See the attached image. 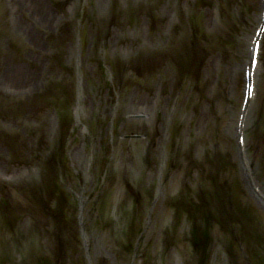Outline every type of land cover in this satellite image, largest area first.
<instances>
[{
	"label": "rangeland",
	"instance_id": "obj_1",
	"mask_svg": "<svg viewBox=\"0 0 264 264\" xmlns=\"http://www.w3.org/2000/svg\"><path fill=\"white\" fill-rule=\"evenodd\" d=\"M59 1L63 0H47V4L48 6L52 3L53 5L54 3L61 4ZM69 1L70 6L68 9L69 12L71 10L70 14L66 13L64 10L67 5L66 2L62 5L63 8L57 6L52 7L55 14L62 17L58 24H49V26L38 24L34 29L38 32L37 36L33 34L34 30L30 33H22L19 31V35L22 39L20 43L21 48L18 49L23 52L21 58L23 61H26L24 65L28 67L26 71L27 74L42 70L44 72H41L39 75L41 79L44 74L47 75L46 77L49 75L58 77V75L50 71L51 67H49V65H51L49 58L55 57L56 51L63 52V55L66 57L60 56L59 53L53 61L60 64V67L63 69H69L71 63L74 76H66L67 79H64V81H62V78H55L57 81H54L53 84H48L46 81L44 82L45 84L39 82L38 85L36 84V87H33V91H28L27 89L29 87L24 84V86H22L23 91L20 90L18 92V90L14 88H19V85H16V87L12 86L11 83L7 85L5 82L6 79L3 80L2 66L0 65V88L1 90H5L6 87L9 89V92H7L9 94L6 96L8 99L4 100L2 99L4 97L0 96V112H3L0 115V131H3V134L6 136L9 135L15 137L16 135L21 145H27V147H24L25 149L30 147L29 151L24 148L20 149L21 155L16 156L13 159V156L7 153L9 152L8 145L0 141V152L3 153H0V184L3 186H11L13 192L11 195L6 194V198H2L3 201L1 204L3 209L12 208L11 218H13L14 215L12 212H15L13 211L14 207L19 211L15 212L16 215L14 218H16V220L11 224L16 226L15 234L18 232L20 233H18V237H13L15 235L14 233H11L10 236L14 239H19L17 240L19 241V244H22L23 242L25 243L28 240L33 242L37 238L38 234L35 235L34 232H31L36 229L31 225L32 218H30L29 215H24L28 214L23 210L26 209V211L37 212V215H39L38 221L40 218H43L42 223L40 221V226L41 228L48 229V236L50 235L48 239L52 241V244L55 243L57 246H61L63 241H65L68 244L67 246H69L66 248L67 253L75 252L74 249L76 243L69 241V237L75 232L72 231V234L69 235L62 233L58 234V231L54 230L55 224L57 223L51 222V218L54 214L49 216V213L42 211L43 206L40 207V204L37 203L33 204L34 200H37L43 202V205L46 202L45 206H51L48 199L46 198L47 200L45 199L46 201L44 202L39 194L47 192L49 198L53 197V200L57 201L58 197L60 198L59 191L62 190L63 194H67L66 197H69L66 198L69 202L68 205L66 203L62 204L58 202H56V207L53 205L54 209L60 214L57 216H64L73 212L72 209L76 202H73L71 197L73 199L76 196L81 198V200L79 199L80 204L84 203L81 197L82 195L85 198L87 197L88 200L86 207H89L88 209H84V212H88L85 216L87 220L85 227L88 234L86 243L90 249V259L88 256L85 264H92V260H94L92 262L96 261L94 264H98L97 261L101 258L105 259L104 256L107 255L108 251H112L113 254L114 249L112 250L113 245L109 243V236H116L117 240L121 243L118 233L115 234L114 232H119L120 227H123L124 225L115 222L117 218L113 217V214H109V205H113V201H107V196H113L115 191L118 192L125 188L121 181L122 179L117 176L120 171L115 170V167L120 165L121 161L125 164H131V167L134 165L130 162L129 157L131 156L130 154L132 153V150H134V146L136 147V145L141 144L140 140L142 139V133L138 130L140 129L139 127H147L152 133L156 132L162 137L160 141L158 138H153V134L150 132L152 138L147 140L146 143L148 149H150L153 154H151V151L146 153L145 150L144 153L140 152L142 154L138 155L134 150L133 163L136 160L139 161L138 157L141 156L146 157V161L148 162L147 166L155 167L157 165L155 162H159L157 159V157L159 158L158 152L164 151V159L166 163L165 166L163 165L162 167L165 169L168 167V171L172 173V176L168 181L170 183H176L179 180L177 183L179 186L182 185V183H184L185 186L191 185V179L198 175H202L203 177L205 170L212 168V165L217 169L216 171L218 173L222 170V176L228 174V171H231L230 174H232L235 170V174L241 179V182L238 180V183L240 182L239 184L242 186V189H244L245 195L242 196H244L246 204H248L247 206H251V209L259 212V221L262 220L264 217V211L261 208V210L258 211L255 196L246 192L248 189L247 183L242 180L241 174L239 173V158L236 156V148L234 150V138L232 137V130L235 128L236 123V103L238 100L236 97L237 95L240 96L241 92L239 90L240 88H236L237 82L232 79V72L238 71V63L235 64L234 62L232 64V57L228 58L225 55V52L229 51L234 43L232 36L234 37V35L237 34L236 40L239 43V47L235 45L234 48L238 51L241 49L240 46L245 44L246 38L250 37L247 32L249 30L252 32L254 29L255 12H257L259 8L258 1L236 0L235 2L239 4V7H234V13L237 19H233L232 15L229 13L232 9L228 11L224 10L223 13H219L220 16L218 15L216 17L211 14L210 18L214 17V20H216V23L219 25V29L217 26L215 29L214 23L210 25L211 22L209 23L208 19H206L209 18L206 14L203 13L201 15V20L199 24L196 25V28L200 27L198 32L199 37L197 39V44L193 46L204 52L198 56L200 57L198 58V61H200L198 64L199 66L193 61L190 63V61L193 60L191 57H188L190 53L184 56V58H181V54H179L176 49V47H178V50H180L181 43L186 44V46L184 45V48L192 43H190L184 31H182V33L185 39L182 38V42L178 41V37H176L178 33H175L172 38V40H176L178 45L175 41H170L171 33L167 32V29L164 32L162 31L164 26L170 25L169 23L174 19L173 16L176 12L179 17L185 15L184 18L179 20V23L182 22L180 25H183L184 27L186 21L185 18L188 15L187 10H185L187 0ZM189 1L192 0H188V3ZM115 4L118 6H115ZM76 7H79V9H82L83 7L84 9L80 12L76 11ZM199 7L200 5L198 4L197 9L204 11V8L200 9ZM63 15H65V17H63ZM68 16L74 19L77 24L75 26L76 30H74L76 36L74 37H71V33L69 32V30H71V22L69 21ZM16 18L18 20H24L21 19L18 9ZM86 20L88 23H91L92 21V28L85 24ZM223 21L226 22V26L231 29L230 34H232V36H226L225 31L221 28ZM81 22L83 23L81 24ZM24 23H27L26 19L24 20ZM145 26L146 28H144ZM47 28L50 29L48 30ZM47 31L49 33L54 31V33H57V38L59 39H62L64 36L66 37L61 40L60 48H58L57 45H55V48L53 44L48 42L49 33H47ZM63 32H69L70 37L68 35H63ZM40 33L43 35L38 38ZM27 38L30 39V43L27 41ZM75 39L76 43L74 42ZM34 44H37L39 48L34 49ZM48 48L53 49V51H48ZM14 49H17V47H14ZM28 54L40 57L42 61L27 60L26 58H28ZM126 54H138L142 57L146 56L147 61H143L142 65L140 64L141 67L138 68L133 61L131 62L133 65H130L129 67L123 66L129 65L125 63V60L128 59ZM168 54H171L170 56L176 54L179 55V57L173 58V60H176V65L171 61L172 65L169 67L164 61L167 60L165 57H167ZM44 57L47 58L46 61ZM103 59H107L106 62L108 66L104 65L101 67ZM11 61L12 60H10L9 63ZM150 61L151 68L148 67ZM27 63L28 65H26ZM158 63H160V66H158ZM20 64L13 65L16 66ZM180 64L181 67H177ZM133 69L136 72H133ZM9 70H11V68L8 69V71ZM189 70L192 73H195L198 70L200 78L197 79L192 76L187 78L185 74L187 75ZM101 71L105 72L103 73ZM106 71H110L113 74L117 71L118 78L112 81L110 78H107L105 74ZM260 76L264 77V74L260 73ZM40 77L38 79H40ZM10 81L12 82V79H10ZM261 84L264 85V82H261ZM10 87L13 88V90ZM195 88L199 89V94L194 93ZM24 90H27L28 92ZM262 94L264 96V92H262ZM51 105L63 111V114L66 116L63 117L64 120H61V123L58 121L59 125L57 126L56 122H53V117L54 115H57L58 112L54 111V107H51ZM194 105L200 107L199 114L202 119H192L190 113L192 107L194 108ZM261 106L264 107L262 104ZM259 110L261 109L256 106L254 109H250L247 116L249 122L246 123V133L250 136L253 142L255 141L254 144L257 143L256 140L258 138L263 140L262 142L264 143V126H260L254 121L257 111ZM176 112L183 113H178L180 115L177 116ZM161 114L163 115V118H161ZM185 114H187V116ZM76 118H78L80 125L84 123L88 124L85 127L83 134H81L79 126H74L75 122L73 123V126L66 128V125L68 124L66 120L73 119V121H75ZM212 120L215 124H212ZM210 124H212L215 129H218L217 135L226 145H220L219 143L218 146L214 140H211L212 136H210V134L212 135V129L209 128ZM258 125L260 127L257 132L255 128H257ZM110 127L113 128V131L107 136L106 129H109ZM69 130L77 135L75 138H77L78 143H75V141L69 137ZM127 131L129 132V135L126 133ZM0 133L2 134V132ZM10 133H12V135H10ZM79 144H82L83 148L85 147V155L88 157L83 159L82 154L84 152L82 153ZM154 144H156V148ZM88 145L92 147V150H96L97 152L101 151L104 154L103 156L106 154L107 160H103V158L106 159L105 157L92 158L91 149L88 152ZM216 146L220 148L219 152L224 154L225 159L221 156L222 159H220V161L218 158L210 161V157H215L216 155ZM129 147H131V150ZM50 150H56L57 154H59L58 151H60V155L54 154L53 156ZM227 151L229 153L232 151V157L235 158L236 166H234L235 163L229 159L230 154L224 153ZM256 153L257 152L255 151V155H252L254 154V151H252L251 148L249 154L256 158ZM86 159L88 160L89 165L85 164ZM142 159L141 162H143ZM48 161H50V163ZM208 162L209 164L206 166L205 164ZM253 162L254 164H251L253 165L251 169V172L253 171L251 173L252 186L254 185L258 190H264V161L253 160ZM34 163L36 166L33 167L32 164ZM258 163H261V165ZM97 164H99L98 169L96 167ZM40 167L41 170L39 172L37 169H40ZM142 167L141 174L143 179L144 177H147L145 176L147 174L151 177H155L156 172L153 173L150 170L149 173L147 167V169L143 165ZM51 168L52 171H46ZM132 168L134 171L131 173L136 174L134 176L135 179L137 174L139 175L140 173L135 166ZM112 169L115 172L114 177ZM117 169L120 170V168ZM28 171H30V173L36 178H31L30 176L26 177L25 173H28ZM59 172H61V175H59ZM85 173L89 178L87 182L84 180ZM60 177L62 178V181ZM103 177H111V179L110 181L103 180V182ZM177 177L179 179H177ZM222 179H224V177ZM227 179L231 180L229 176ZM214 180L216 182V178ZM212 181L213 180L209 178V183ZM56 183L59 184L57 185ZM95 183L99 184V187H95ZM102 186H105V192L101 193L103 196L100 197L99 194V197H97L98 193H96V190L99 191L102 189ZM84 187H87L86 191L89 192V195L87 196L84 195L85 193H80V189ZM39 188H41L40 192L37 191ZM91 189H94L95 194ZM3 191L4 188H0V194L1 192L4 193ZM72 191L74 195L72 194ZM144 191L150 193V190L146 189V187ZM164 194L167 200H171L166 192ZM13 195L17 196L16 203L12 200ZM1 196L2 195H0V198ZM226 198L227 196L225 194L221 196L220 200L216 194L209 196V200H206L205 204H207V201L208 204H215L217 217L220 216L226 218L225 212L227 208H230L228 204L230 197L228 199ZM29 201L32 204H30ZM148 201V204L152 205L150 199ZM60 205L61 207H59ZM81 207L85 206L82 205ZM172 207L174 206L172 205ZM94 208L98 212L100 211V208H103L106 217L103 215L101 218L99 217L98 220L94 221L92 219L93 215L89 213L91 212V209ZM38 211H42L43 213L41 212L38 214ZM146 212L148 211L146 210ZM149 214H151L148 215L150 218V221H148L150 223L149 226H152L153 229V234H151V236H154V238L158 237L154 235L157 230L156 227H158L161 231L159 233V243L164 241L163 237L165 235L167 238L170 236L175 245L171 248L174 249V252L175 250L179 252L175 258L171 256L168 260L171 264H182V262H180L182 259L183 262L188 263V261L184 260L186 255L190 254V249H184L186 243L185 237L188 234V231L189 234H198L204 241L206 240L202 232L203 228H200L195 223L194 215L193 217L188 216L190 224L187 225L186 222H184V228H182L175 225V218L178 217L177 212L167 213L169 214V217L167 218V215L164 214L163 210L156 206ZM209 221H211L212 224H215L216 229L219 228L218 222L211 219H209ZM229 221L230 220H227V222ZM108 222L115 225L112 228L113 230L109 228L111 225L108 224ZM180 224H182V221ZM236 224H239L240 227L244 228L247 231L246 233L248 236H250L248 247L254 245L257 247L260 245L255 234L257 232L264 234V228L259 226V230L257 231V228L252 226L251 221L249 222L248 220L243 219L242 221L240 220L239 223L232 222L231 220L229 224L231 227L230 230L223 229L219 231L222 233L221 241L224 248L228 249V247H233L235 248L234 250L240 254L239 249L241 247H237L236 245L238 244L237 241H239L240 244V239L243 238L244 240V235L241 234L242 231L241 229H238ZM224 232L226 233L225 235H223ZM234 240L237 242L235 245ZM27 243L28 245L30 244L29 242ZM159 243L157 246L153 247L155 248L154 250L158 249L159 251V248L164 246L163 243H161V245ZM231 249L232 248H230V250ZM256 249L257 248H255V250ZM204 251L200 254L198 252L199 255L196 257L197 260H200L201 264H264V251L262 263L260 262V259H258L259 254L260 256L262 255L259 250L260 253L254 252V254L251 255V258H249V261H245L241 257L240 259L237 258L239 255L237 256L235 254L236 257L231 256L228 257V259L224 258L222 261L221 259L216 260L214 256H211L208 250L206 253ZM15 252L17 253L18 251ZM19 252L23 254L21 258H24L25 260L26 255L28 256L26 250L20 249ZM16 253L14 254L15 257L13 255V258L18 261ZM148 253L149 251L146 254L143 253V264H146L147 261V264L154 263L155 255H153V258L149 256L151 259H148ZM208 253L210 255L209 257L207 256ZM0 254L4 255L5 259L9 260L7 254ZM124 254L127 257L125 252ZM130 257L133 256L130 255L127 259L129 260ZM75 258L76 256H73V259L76 262ZM107 259L110 261L109 263L107 262V264H120L117 261L114 262V260L110 258ZM8 260L6 262H8ZM79 264H83V262L79 261Z\"/></svg>",
	"mask_w": 264,
	"mask_h": 264
},
{
	"label": "bare ground",
	"instance_id": "obj_2",
	"mask_svg": "<svg viewBox=\"0 0 264 264\" xmlns=\"http://www.w3.org/2000/svg\"><path fill=\"white\" fill-rule=\"evenodd\" d=\"M56 1V0H55ZM75 2L77 0H74ZM236 0H212V2L215 4H211L210 0H192L189 1L187 0V6L186 9L187 10V16H186V21L184 23V27L183 25L181 26L179 23V20H181L182 18H184L185 15H183V17H179L177 12L176 14L173 16L174 19H172L171 23H169L170 25L164 26L162 28V31H166L171 33V39L170 41L172 42H176V40H172L173 36L175 35V33L177 34L176 37H178V41L182 42V38L185 39L182 31L185 32V35H187L191 45H188L186 48H184V45L186 46V44L181 43L180 45V50H178V47H176L177 51L179 54H181V58H184V56L189 54V58L191 57L190 63L193 61L197 66H199V62L198 61V57L200 54L204 53L203 51L199 50L198 48L193 47L195 44H197V39L199 37V28H196V25L199 24L200 22V18L201 15L204 13L206 14L209 18L208 19L210 25H212L214 23V27L216 29H219V25L218 23H216V20H214V17H211L212 15L218 16L220 12L223 13V11L225 10H231L229 11V13L232 15L233 19H237L236 15L234 13V7H239V4H237V2H235ZM247 1V0H246ZM258 1V11L255 12V18H254V29L251 32L250 30L247 32L248 36H250L249 38H246V42L245 44H242V46H240V50H236L234 48L235 45H237L239 47V43L237 42L236 38H237V34L234 35V37L232 36L231 33V29L226 26V22H222L221 28L225 31L226 36H232V40H233V44H232V48L229 51L225 52V55L228 58L232 57V64L235 62V64L238 63V71H234L232 72V79L237 82L236 84V88L239 89L240 92V96L237 95L236 98H238L237 100V113L235 115V119H236V123L239 121L238 119L240 118V116L242 117L241 121L243 122L244 125H240V123L238 124V126L235 123V128L232 130V137L234 138V150L236 148V156L239 158V163H238V167L240 169V174H241V178L242 180L245 181V183H247V191L250 195H254L255 196V201L256 204L258 205V211L263 209L264 211V190L260 189H256L255 186L251 187V185L248 183V180H252V175L251 173V169L252 166L251 164H254L253 160H263L264 161V143L262 142L263 140L261 139H257V143L254 144V142L251 140L250 136L246 133V123H248L249 121L247 120V116L248 114H245V112L250 111V109H254L256 106L258 108H260L261 110L257 111V115L254 118V121H256V123H258L260 126H264V107L261 106V104L264 106V96L262 94V92H264V85L261 84V82H264V77L260 76V73L264 74V31L262 33V29L264 30V0H257ZM61 4H57V3H53L48 6V2L47 0H0V65L2 66L1 70L3 71L2 76L4 77L3 80H5L6 84L9 85V83L12 84V86L16 87V85H19V88H14L16 90H18V92L22 89V86H24V84H26L29 88L27 89L28 91H33V87H36V84L38 85L39 82L41 84H45L44 82L46 81L48 84H53L54 81H57L55 78H62V81H64V79H67L66 76H74V71H73V67H71V63L69 65V69H63L62 67H60V64L55 63L53 60L55 59V57L60 53V56L62 57H66L63 55V52H56L55 51V57H51L49 58V61L51 62V65H49V67H51V72L58 75L53 77V75H49L48 77H46L47 75H43L42 79L39 76L41 74V72H44L42 70L38 71H34L32 74H27V66H25L24 64L26 63V61H23L21 58V54L23 52H21L22 50L18 49L21 48L20 42L19 40L22 39L20 37V32H27L30 33L31 31H33L38 24H45L48 25H55L59 23V20L62 17H59L57 14H55V12L53 11L54 9L52 7H62L63 8V4H65V2L67 3L66 7L64 8L66 13H69V9L68 7L70 6V1L69 0H63V1H59ZM79 3V2H78ZM231 3V4H230ZM77 4V3H76ZM200 5V9L204 8L203 10H198L197 9V5ZM53 5V6H52ZM241 5V4H240ZM115 6H118L117 4H115ZM81 7V6H80ZM17 9L20 12L21 15V19H26V24L24 23V20H18L17 17ZM25 9V10H24ZM53 9V10H52ZM71 9V8H70ZM76 11H80L82 9H84L82 7V9H79V7L75 8ZM74 12V11H72ZM186 13V12H185ZM62 14V13H61ZM221 14V13H220ZM66 15V14H65ZM65 15H63V17H65ZM190 15V17H189ZM220 16V15H219ZM69 18V21L71 22V30H69V32L71 33V37L76 36L74 30H76L74 27L72 26H76V22L74 19ZM219 18V17H218ZM220 20V18H219ZM218 20V22H219ZM84 22V21H83ZM81 22V24L83 23ZM86 25H88V27L92 28V21L91 23H88V21L86 20L85 22ZM145 25V24H144ZM163 26V25H162ZM104 27V26H101ZM143 27V25H142ZM59 28V27H58ZM146 28V26L144 27ZM48 30L50 28H47ZM103 29V28H102ZM259 31V35L255 36L254 34ZM17 32V33H16ZM69 32H63V35H68L70 37ZM16 33V34H15ZM47 33H49L47 31ZM229 33V34H228ZM34 35L37 36L38 32H36L34 30L33 32ZM43 34H39L38 38L42 37ZM14 36V39H13ZM48 42L50 44H53L54 47L56 48L55 45L58 46V48L61 47L60 42L62 39L66 38L65 36L62 37V39L57 38V33H54V31L50 32L48 34ZM74 39V38H72ZM40 40V39H39ZM27 41L30 43V39L27 38ZM188 41V40H187ZM70 42V40H69ZM73 42V40H72ZM74 42L76 43V39L74 40ZM176 44L178 45V43L176 42ZM34 49H38L39 46H37V44H34ZM14 47H17V49H14ZM57 48V50H58ZM48 51H53V49L48 48ZM183 50V51H181ZM45 52H47L46 50H44ZM43 51V53H44ZM60 51V50H59ZM27 55V54H26ZM25 55V56H26ZM128 56V59L125 60V63L129 64V65H123V66H127L129 67L130 65H133V63L131 64V62L133 61L135 66L141 67L140 64L142 65L143 61H147L146 56L142 57L139 56L138 54L135 55H131V54H126ZM168 54L167 60H164L167 65H169V67H171V61H173V64L176 65V60H173V58L175 57H179L178 54L176 55H172ZM28 58H26L27 60H34V61H42L40 57H35L32 55L27 56ZM45 61L47 60L46 57ZM12 60L10 63L9 61ZM65 59V58H64ZM107 59H103L102 60V64L101 67L104 65H107L106 62ZM65 61V60H64ZM24 62V63H23ZM21 63V64H20ZM13 64H20V65H13ZM53 64V66H52ZM28 65V63L26 64ZM14 66V67H13ZM108 66V65H107ZM151 66V61L148 65L149 68ZM158 66H160V63H158ZM219 66V65H218ZM75 67V66H74ZM177 67H181V64L178 65ZM8 71V69H10ZM235 68V67H233ZM235 70V69H234ZM133 72H136L134 69L132 70ZM195 71V70H194ZM101 72H105V71H101ZM184 73V72H183ZM198 70L195 73H192L190 70L187 73V75L185 74V76L187 78L192 77H197L200 78L199 75H197ZM50 74V73H49ZM106 76L107 78H110L112 81L118 78V73L117 71L113 73H111L110 71H106ZM228 75V74H227ZM40 77V79H38ZM8 78V79H7ZM10 79H12V82L10 81ZM71 79V78H70ZM59 80V79H58ZM197 80V79H196ZM187 83V82H186ZM189 83V82H188ZM10 84V86H11ZM4 86V84H3ZM198 87V86H197ZM217 87V86H216ZM222 87V86H220ZM11 88V87H10ZM13 90V88H11ZM1 90V88H0ZM8 87H6L5 90H1L0 94L2 95V97L6 98L7 92L8 91ZM27 90H24L26 92H28ZM3 91V93H2ZM194 93L199 94V89L195 88L194 89ZM80 96L82 97V95L80 94ZM235 98V100H236ZM8 99V98H6ZM5 100V99H4ZM51 107H54L51 105ZM178 107V106H176ZM244 109V112H242ZM54 111L58 112L57 115H54L53 117V122H56V126L59 125V123H61V120H64L63 117H66L63 114V111L59 110L58 108L54 107L53 108ZM200 107L194 105V108L192 107L191 110V117L192 119L195 118H201L200 117ZM62 113H61V112ZM79 111V110H78ZM25 112V110H24ZM40 112H44V111H40ZM239 112V113H238ZM3 112H0V115ZM177 116H179L180 114H182L183 112H176ZM180 113V114H178ZM189 113V112H188ZM187 113V114H188ZM256 113V112H254ZM187 114H185L187 116ZM240 116H239V115ZM175 115V116H176ZM243 115V116H242ZM247 115V116H246ZM174 116V117H175ZM239 117V118H238ZM161 118H163V115L161 114ZM234 118V117H233ZM43 119V118H42ZM202 119V118H201ZM59 121V123H58ZM68 122V124L66 125V128L73 126V123L75 122L74 126H79V129H81V134L84 133L85 131V127L88 124H82L80 125L78 118H76L75 121H73V119L70 120H66ZM209 122V121H208ZM212 124H215V122H213L212 120ZM210 124L209 128H211V132L212 135L210 134L211 140H214V142L218 145L220 143V145L225 144L224 142H222V140H220V138L218 137L217 133H218V129L215 127H213V125ZM257 126V128H255V130L258 132L259 127ZM243 126V127H242ZM89 128V127H88ZM142 139L140 140L141 144L140 145H136V147L134 146V150L136 151V153L142 154L140 152H143L146 150V153H149L151 150L148 149L147 147V140H150L152 138V136L150 135V130L147 129V127H139ZM90 129V128H89ZM71 130V129H70ZM69 130V137L75 141V143H78L77 138H75V136L77 137V135L73 134L72 132H70ZM111 131H113V128H109L106 129V134L107 136H109V134H111ZM126 131V130H125ZM129 131V130H128ZM126 132L129 135V132ZM2 134L0 133V141L4 142L5 144L8 145V150L9 152H7L8 154L13 156V159L16 156H20V149L24 148L25 146L27 147V145H21L18 141V138L13 137V136H6L4 135L3 131ZM152 133V132H151ZM153 134V138H158L161 141V137L159 136L156 132L152 133ZM10 135H12V133H10ZM215 138V139H213ZM113 139V138H111ZM163 139V138H162ZM145 140V141H143ZM210 140V139H209ZM144 144H143V143ZM113 143V140H112ZM146 143V144H145ZM24 144V143H22ZM72 145V143H71ZM80 145V144H79ZM155 148H156V144ZM226 145V144H225ZM224 145V146H225ZM219 146V145H218ZM252 148V151H254L255 155V151L256 153V158L252 157L249 152ZM30 148V147H29ZM29 148L25 149L29 151ZM80 148L82 149V157L83 159L88 157L87 155H85L86 149L85 147H82V144L80 145ZM88 152L89 150L91 151L92 154V158H102L105 157L106 158V154L105 156H103L104 154L100 151L97 152L96 150H92V147L90 145L87 146ZM70 149V148H69ZM129 149L131 150V147H129ZM137 149V150H136ZM215 149V148H214ZM7 150V151H8ZM129 150V151H130ZM134 150H132V153L130 154L131 156L130 158V162L134 165H132V167H136L139 171V175L137 174L136 178L134 179V176L136 174H132L131 172L134 171V169L131 167V164H125L123 163V161H121L120 165H118L117 167H115V170L120 171L119 174H117L118 177H120L123 183V186H125V188H123V190H119L118 192L115 191L114 195L112 196H107V201H113V205H109L110 207V211L109 214H113V217L117 218L115 220V222L117 223H121L122 225H124L123 227H120V231L118 232H114L115 234L118 233L119 238L121 239V243L117 240V237H112L109 236V243L112 246V251H108L107 255L104 256L105 259L101 258L100 260L97 261L98 264H107V262L109 263L110 261H108L107 258H110L112 260L119 262L120 264H143V253L146 254L148 251V259L152 257L153 255H155V259H154V263L153 264H171L169 263V259L171 258V256L173 258H175L178 255V251L174 249H172L171 247L175 246L174 243L172 242L173 240H171L170 236H168L169 238H167V236L165 235L164 241L159 243V238L160 235L159 233L161 232L160 229L158 227L156 230V233L154 234L155 236H158L156 238H154V236L152 237L151 234L153 229L152 226H149V222L150 218L148 217V215L150 212H152V209L154 210V208L157 206L158 208H160L161 210H163L164 214H166L167 218L169 217L170 212H177V216L175 218V225L178 227H182L184 228L183 223L186 222V224H190L189 222V217H193L194 215V220L197 226H199L202 229V232L205 236V241L202 239V237L197 234H188L185 237V247L184 249H190V254L186 255V257L184 258V260L188 261V263L183 262L182 260L180 262H182V264H201L200 260L196 259V257H198L197 255H199L201 252L206 253V251L208 250L209 253L211 254V256H214V258L216 260H220L221 261L226 258L228 259V257L234 256L235 255H239V258H243L245 261H249V258H251V255L254 254V252L256 253H260L261 252V256L259 255L258 259H260V262L262 263L263 261V251H264V234H260L259 232H257L255 234L256 239L260 242V245H258L257 247L249 246V241H250V236H248V234L246 233L247 231L240 227L239 224L237 225L238 229H241V234L244 235V240L243 238L240 239V244L239 241L238 244L236 245L237 247H241L239 250L240 254L234 250L235 248L233 247H228V249L224 248V246H222V233H220L219 231L221 230H230V222L232 219V222L234 221L235 223H239V221L246 219L249 222H252V226H254L255 228H257V231L259 230V226L264 228V217L262 218V220L259 221L260 215L259 212H256L254 209H251V206H247L248 204H246L245 198L242 195H245L244 189H242V186L239 184L241 182V179L237 177V175L235 174V170L233 171L232 174L231 171H228V174H225L222 176V170L219 171V173L216 171L217 169L212 165V168L206 169L205 173L202 177V175H198L197 177L191 179L190 183L191 185L189 186H185L184 183H182V185H178L177 183L179 182V180L176 183H170L168 180L171 178L172 173H170L168 170V167L165 169L164 167H162L163 165L165 166V159H164V151H159V158L157 157L159 162H155V164H157L155 167L152 166H147L148 162L146 161V157H138L139 161H135L133 163V153L135 152ZM216 155L215 157H210V161L212 159H225V156L222 152L220 151V148L216 146ZM50 152L56 155L57 152L56 150H50ZM187 152V151H186ZM1 153V152H0ZM60 155V151H58ZM107 153V152H106ZM225 154L229 153L224 152ZM3 154V153H1ZM151 154H153V152L151 151ZM230 154V160L232 162L235 163V158L232 157V151ZM48 155V154H47ZM69 155V154H68ZM219 155V156H218ZM23 156V155H22ZM217 156V157H216ZM222 156V158H221ZM50 157V154H49ZM71 157V155H70ZM81 157V158H82ZM90 158V157H89ZM144 158V159H142ZM255 158V159H254ZM141 159L143 162H141ZM102 160V159H100ZM103 160H107L103 158ZM50 163V161H48ZM85 164H88V160H85ZM216 162V160H215ZM32 163V162H31ZM160 163V164H159ZM217 163V162H216ZM21 164V162H20ZM19 164V165H20ZM209 162L206 163L205 165L208 166ZM259 164V163H258ZM33 167L36 166L35 163L32 164ZM99 164H97V169ZM142 165L146 168H148L149 170H147L150 173V170L155 173V177H151L149 174L145 175L147 177H142V170L141 168ZM160 165V166H158ZM261 165V163L259 164ZM264 165V164H263ZM234 166H236V163L234 164ZM39 167V166H37ZM117 168H120L117 169ZM146 168V169H147ZM39 172L41 170L37 169ZM46 171H52V168L49 170L47 169ZM111 171V170H110ZM137 171V172H138ZM1 172V171H0ZM109 172V170H108ZM107 172V173H108ZM113 172V177L115 175L114 170L112 169ZM4 173V172H3ZM29 173V175H28ZM28 173L26 174L27 176H30L31 178H34L35 176L33 174L30 173V171H28ZM105 173V172H104ZM86 174V173H85ZM106 174V173H105ZM59 175H61V172H59ZM104 175V174H103ZM1 176V175H0ZM222 176V177H221ZM231 179L228 180L227 178ZM87 174L84 175V180L87 182L89 180V178L87 177ZM111 177H112V173H111ZM111 177H103V180L106 181H110ZM224 177V179H222ZM36 178V177H35ZM209 178H211V180H213L212 182L209 183ZM213 178V179H212ZM216 178V182L215 179ZM238 178V179H237ZM61 181L62 178L60 177ZM177 179H179L177 177ZM208 179V182H207ZM238 180L240 181L238 183ZM182 181V180H181ZM94 182V181H92ZM91 182V183H92ZM104 182V181H103ZM233 182V185H232ZM113 183V182H112ZM57 185L59 183H56ZM1 185V184H0ZM2 186V187H1ZM0 188H4V193L1 192L0 195V253H5L8 255L9 260L4 258V255L0 254V264H9L8 262L11 263H16V264H79V261H82L83 264L86 263V259L89 256L90 259V249L87 246L86 243V239L88 238V234L86 232V215L88 212H84V209H88L87 206V197H83V195L81 196L84 203H81L83 206L85 207H81L82 205L80 204L79 199L81 200V198H78L77 196L73 199L71 197V200L73 202H76L74 207H73V212L66 214L64 216H57L60 215L59 212L54 209L53 205H56L57 201L53 200V197L49 198V194L47 192H42L41 194H39L40 197H42L44 200V202L48 199V202H50L51 206H45V203L43 205V202H39L37 200H34L33 204L37 203L40 204L39 206L42 207L43 206V212L49 213L50 215H53L51 218V222L53 223H57L55 224V229L58 231V234H72L71 232L74 231L75 233L73 235H71L69 237V241L75 242V249L73 253H67V249L69 246H67L68 244L63 241L61 246H57V244H52V241L49 240V236L47 233V228H41V224L40 221L42 223L43 218H40V220L38 221L39 215H37V212H33V211H26V213L28 214H24V215H29L30 218H32L31 221V225L36 228L31 232H34L35 235H37V238L35 239V241L31 242L30 240H28L27 242H29L30 244L28 245L27 242H23L22 244H19V239H14L13 237H18V233L15 234V228L16 226L13 223L16 218H9L8 216L10 215V212L12 210V208H5L3 209L2 206V198H6V194H12V187L9 185H1ZM51 186V185H50ZM95 187H99V184L95 183ZM105 186H102V189H100L99 191L96 190L97 197L103 196L101 193L105 192ZM145 187L146 189L150 190V193L145 192ZM36 188V186H35ZM87 187H84L82 189H80V193L84 195H89V192L86 191ZM37 189V188H36ZM41 189V188H40ZM99 189V188H98ZM121 189V188H120ZM92 192L95 194L94 189H91ZM107 190V189H106ZM6 191V193H5ZM79 192V191H78ZM100 192V193H99ZM167 193L171 200H167L165 197L164 193ZM73 194V191H72ZM218 199L221 200V196L225 195L227 196L226 199H228L230 197V201L228 202L229 207L226 209V218L225 217H217V212L215 211V204H208V201L206 202L207 204H205L206 200H209V196H213L216 195ZM67 195V194H66ZM66 195L63 194V191L60 190L59 191V196L60 198L58 199V202L62 203V204H67L68 205V199H66ZM74 195V194H73ZM144 196V197H143ZM229 196V197H228ZM15 197V198H14ZM47 198V199H46ZM46 199V200H45ZM89 199V198H88ZM152 203V205L148 204L149 200ZM13 202L16 203L17 201V196L13 195L12 198ZM15 200V201H14ZM41 200V198H40ZM147 200V201H145ZM31 201V200H30ZM29 201L30 204H32ZM145 201V203H144ZM12 202V203H13ZM78 202V203H77ZM105 202V201H104ZM201 202V203H200ZM110 203V202H109ZM172 205L174 207H172ZM56 207V206H55ZM61 207V205L59 206ZM261 208V209H260ZM102 209V210H101ZM48 210V211H46ZM146 210L148 212H146ZM14 211L15 212H19L18 209L16 207H14ZM42 211H38L40 214ZM15 212H12V214H15ZM42 212V213H43ZM93 215L92 219L94 221L98 220L99 217L101 218L103 215L104 217H106L105 211L103 210V208H100V211L98 212L95 208L91 209V212H89ZM232 214V215H231ZM262 214V213H261ZM236 215V216H235ZM196 216V217H195ZM42 217V216H41ZM210 217V218H209ZM213 217V218H212ZM8 218V219H7ZM174 219V218H173ZM209 219L218 222V226L219 228L216 229L215 224H212L211 221H209ZM230 220L229 222H227V220ZM12 220V221H11ZM39 223H38V222ZM123 221V222H120ZM182 221V224H180V222ZM10 222V224H9ZM174 222V220H173ZM209 225H208V224ZM108 224H110L111 226L109 227L110 229H112L115 225L111 222H108ZM255 224V225H254ZM45 226V225H44ZM127 226V227H126ZM157 226V225H156ZM122 228V229H121ZM33 229V228H32ZM46 230V231H45ZM113 230V229H112ZM148 232V233H147ZM228 232V231H225ZM223 233V235H225L226 233ZM11 233H14L13 237L10 236ZM166 234V233H165ZM260 234V235H259ZM110 235V234H109ZM248 238V239H247ZM108 239V237H107ZM168 239V241H167ZM247 239V240H246ZM67 240V239H64ZM212 240V241H211ZM123 242V243H122ZM234 240V245L237 243ZM163 243L164 246L158 249L154 250L155 248H153L154 246H157V244ZM116 245V246H115ZM225 245V244H224ZM226 246V245H225ZM230 248H232L230 250ZM255 248H257L255 250ZM18 251L17 253L15 251ZM20 249H25L26 253H28V256L26 255L25 260L24 258H21V256L23 255L22 253H20ZM154 250V251H153ZM193 250V251H191ZM260 252H259V251ZM25 252V251H24ZM124 252L127 254L128 256H133L130 257V259L128 260L127 257L125 256ZM199 252V254H198ZM10 253V254H9ZM16 253V255L18 256V261L17 259L13 258V255ZM20 253V254H19ZM141 253V255H140ZM192 253V254H191ZM209 253L207 254V256L209 257ZM130 254V255H129ZM235 254V255H234ZM203 255V253H202ZM241 255V256H240ZM73 256H76L74 261ZM110 256V257H108ZM219 256V257H218ZM15 257V255H14ZM79 257V258H78ZM201 257V256H200ZM34 258V259H33ZM163 258V259H162ZM28 259V260H27ZM8 260V262H6ZM94 261V260H92ZM92 264H94L95 262H92ZM4 262V263H3ZM6 262V263H5ZM116 262V263H117ZM148 263V261H147ZM146 263V264H147ZM118 264V263H117ZM180 264V263H179Z\"/></svg>",
	"mask_w": 264,
	"mask_h": 264
}]
</instances>
